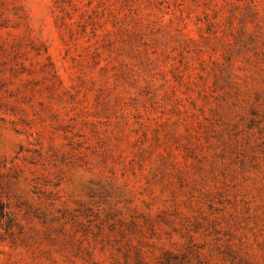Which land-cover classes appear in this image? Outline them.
Wrapping results in <instances>:
<instances>
[{"label":"rangeland","instance_id":"374dc122","mask_svg":"<svg viewBox=\"0 0 264 264\" xmlns=\"http://www.w3.org/2000/svg\"><path fill=\"white\" fill-rule=\"evenodd\" d=\"M0 264H264V0H0Z\"/></svg>","mask_w":264,"mask_h":264}]
</instances>
